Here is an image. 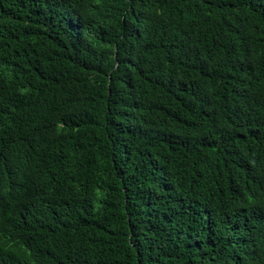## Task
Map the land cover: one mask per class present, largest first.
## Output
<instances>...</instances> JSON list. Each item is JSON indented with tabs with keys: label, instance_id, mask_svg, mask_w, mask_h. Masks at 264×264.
Segmentation results:
<instances>
[{
	"label": "trees",
	"instance_id": "obj_1",
	"mask_svg": "<svg viewBox=\"0 0 264 264\" xmlns=\"http://www.w3.org/2000/svg\"><path fill=\"white\" fill-rule=\"evenodd\" d=\"M0 264H264V0H0Z\"/></svg>",
	"mask_w": 264,
	"mask_h": 264
}]
</instances>
